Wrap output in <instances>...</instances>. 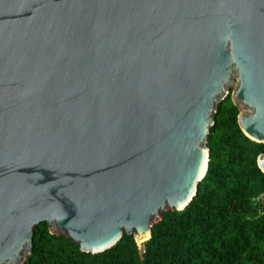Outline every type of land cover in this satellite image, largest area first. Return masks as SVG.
I'll list each match as a JSON object with an SVG mask.
<instances>
[{
    "label": "water",
    "instance_id": "1",
    "mask_svg": "<svg viewBox=\"0 0 264 264\" xmlns=\"http://www.w3.org/2000/svg\"><path fill=\"white\" fill-rule=\"evenodd\" d=\"M233 86L264 144V0H0V264H25L41 224L144 253L197 195Z\"/></svg>",
    "mask_w": 264,
    "mask_h": 264
},
{
    "label": "trees",
    "instance_id": "2",
    "mask_svg": "<svg viewBox=\"0 0 264 264\" xmlns=\"http://www.w3.org/2000/svg\"><path fill=\"white\" fill-rule=\"evenodd\" d=\"M232 91L217 108L208 136L209 165L183 211L167 212L141 253L134 236L87 254L47 224L35 231L25 264H264V144L242 131Z\"/></svg>",
    "mask_w": 264,
    "mask_h": 264
},
{
    "label": "rangeland",
    "instance_id": "3",
    "mask_svg": "<svg viewBox=\"0 0 264 264\" xmlns=\"http://www.w3.org/2000/svg\"><path fill=\"white\" fill-rule=\"evenodd\" d=\"M235 87H236V86H233V88L231 89V91H232V90H234V89H235Z\"/></svg>",
    "mask_w": 264,
    "mask_h": 264
},
{
    "label": "bare ground",
    "instance_id": "4",
    "mask_svg": "<svg viewBox=\"0 0 264 264\" xmlns=\"http://www.w3.org/2000/svg\"><path fill=\"white\" fill-rule=\"evenodd\" d=\"M139 244H140V245H143V243H142V242H139Z\"/></svg>",
    "mask_w": 264,
    "mask_h": 264
}]
</instances>
